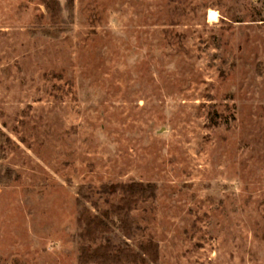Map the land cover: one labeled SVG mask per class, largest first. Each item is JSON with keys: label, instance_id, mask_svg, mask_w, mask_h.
I'll return each mask as SVG.
<instances>
[{"label": "rangeland", "instance_id": "obj_1", "mask_svg": "<svg viewBox=\"0 0 264 264\" xmlns=\"http://www.w3.org/2000/svg\"><path fill=\"white\" fill-rule=\"evenodd\" d=\"M0 264H264V0H0Z\"/></svg>", "mask_w": 264, "mask_h": 264}, {"label": "bare ground", "instance_id": "obj_2", "mask_svg": "<svg viewBox=\"0 0 264 264\" xmlns=\"http://www.w3.org/2000/svg\"><path fill=\"white\" fill-rule=\"evenodd\" d=\"M210 16H211V17H215V13L212 12V13L210 14Z\"/></svg>", "mask_w": 264, "mask_h": 264}]
</instances>
